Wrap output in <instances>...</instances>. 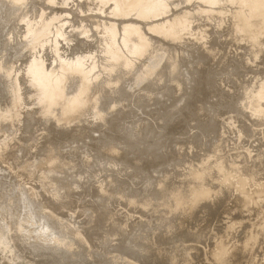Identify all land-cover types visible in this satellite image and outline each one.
Listing matches in <instances>:
<instances>
[{"label": "rangeland", "instance_id": "obj_1", "mask_svg": "<svg viewBox=\"0 0 264 264\" xmlns=\"http://www.w3.org/2000/svg\"><path fill=\"white\" fill-rule=\"evenodd\" d=\"M24 1L0 0V264H264V0ZM164 19L176 34L158 36ZM111 30L117 55L128 33L144 43L127 71ZM169 60L180 99L149 90ZM185 68L237 79L190 105Z\"/></svg>", "mask_w": 264, "mask_h": 264}, {"label": "bare ground", "instance_id": "obj_2", "mask_svg": "<svg viewBox=\"0 0 264 264\" xmlns=\"http://www.w3.org/2000/svg\"><path fill=\"white\" fill-rule=\"evenodd\" d=\"M14 1V0H13ZM24 1V0H23ZM26 1V0H25ZM24 1V2H25ZM30 2L31 1H34V0H29ZM112 1V0H111ZM139 1V0H138ZM211 1V0H210ZM209 1V2H210ZM12 2V1H11ZM23 2V3H24ZM133 2V1H132ZM212 2V1H211ZM134 4L135 3H137L136 1L135 2H133ZM138 3H140V2H138ZM213 3H214V1H213ZM216 3V2H215ZM214 3V4H215ZM248 3V2H247ZM25 4V3H24ZM23 4V5H24ZM28 4V3H27ZM27 4H25V5H27ZM128 4V3H127ZM204 4V3H203ZM246 4V3H245ZM249 5H250V3H248ZM23 5H21L20 7H22ZM29 5V4H28ZM131 5V4H130ZM9 6H10V4H9ZM41 6V5H40ZM39 6V7H40ZM122 6V5H121ZM128 6V5H127ZM138 6V5H137ZM24 7V9H25V7H26V9H27V7H29V6H23ZM38 7V8H39ZM132 7H133V4H132ZM258 7H259V5H258ZM262 7V6H261ZM264 7V6H263ZM10 8H12V7H10ZM45 8V7H44ZM78 8V7H77ZM87 8V7H86ZM212 8V7H211ZM116 9V8H115ZM118 9V8H117ZM120 9V8H119ZM124 9H125V6H124ZM131 9V8H130ZM135 9V8H134ZM158 9V8H157ZM255 9V8H254ZM254 9H253V11H254ZM257 9V8H256ZM10 10V9H9ZM15 10V9H14ZM20 10V9H19ZM258 10V9H257ZM215 11V10H214ZM25 12V11H24ZM38 12V11H37ZM41 12V11H40ZM82 11L80 10V13H81ZM86 12V11H85ZM96 12V11H95ZM120 12V11H119ZM9 13H11V12H9ZM8 13V14H9ZM21 13V12H20ZM32 13H34V12H32ZM31 13V14H32ZM17 14V13H16ZM35 14V13H34ZM33 14V15H34ZM78 14H79V12H78ZM82 14H84V13H82ZM18 15V14H17ZM36 15V14H35ZM40 15V14H39ZM38 15V16H39ZM80 15V14H79ZM11 16V15H10ZM19 16H20V18H22V16L19 14ZM28 16V15H27ZM98 16V15H97ZM99 17V16H98ZM221 16H217L216 18H213L212 20H211V22H212V25L214 26V27H216L217 26V24H219L220 23V25H222L223 23L225 24L226 22H225V20H224V17H222V18H220ZM19 18V20L21 21V19ZM42 18V17H41ZM11 19V18H10ZM44 19V18H43ZM87 19V18H86ZM89 19V18H88ZM87 19V20H88ZM209 19V18H208ZM16 20V19H15ZM85 20V19H84ZM93 20V19H92ZM17 21H18V19H17ZM145 21V20H144ZM160 21V20H159ZM163 22H160L159 24H155V29H156V32L158 33V36L159 35H162V34H166V33H173V31H174V33H175V26H176V24H175V22H173V24L171 25V27H167L166 25H167V20L166 19H164V20H162ZM19 22V21H18ZM39 22V21H38ZM90 21H88V23H89ZM95 22V21H94ZM14 23V22H13ZM87 23V26H89V24L90 25H92L91 23H89L88 24ZM183 23H185V22H183ZM183 23L181 24V25H183ZM188 21H186V23L185 24H187V27H188ZM17 24V23H16ZM34 24V23H33ZM32 24V25H33ZM191 24V22L189 23V25ZM232 24V23H231ZM86 25V24H85ZM31 26V25H30ZM146 27H148V26H146ZM218 27V26H217ZM220 27V26H219ZM64 28V27H63ZM73 28V27H72ZM83 28H84V23H83ZM27 29V28H26ZM34 29V28H33ZM56 29V28H55ZM180 29V28H179ZM83 30V29H82ZM81 30V31H82ZM58 31V30H57ZM78 31V30H77ZM104 31H105V29H104ZM108 31V30H107ZM106 31V32H107ZM130 30H128V32H129ZM178 31V30H177ZM180 31V30H179ZM216 32H217V30H215ZM74 32V31H73ZM76 32V31H75ZM80 32V31H79ZM88 32V31H87ZM102 33V35H105V37H108L107 38V42H108V44H110L111 42H113V43H111V47H112V44L114 45V43H115V49L112 51L113 52V54H110V55H113L112 57H114V59L112 60H110L111 61V63L112 62H114V61H118V59H116L117 58V56H120V57H122V58H120V60H121V63H119V62H117L118 63V68H119V70H121V71H127L125 68H126V65H131L132 63H133V65H135L134 63H136V59L135 58H137V60H138V58H139V56L140 55H142L144 52H145V48H144V43H143V41H141V40H139V39H136V38H134V36H131V34H127V36H125L124 38H127L128 37V39L129 38H131L132 40H133V43H134V49L133 48H131L133 51L131 52V49H130V52H129V50H127V49H125L126 51L125 52H121L122 54L121 55H117V52L119 53V50L117 49V48H119L121 45H122V43H125V40H124V42L123 41H121L122 43H121V45L119 46V47H117V45H119L118 43H116L117 41H116V37H115V35H114V31L113 30H111L110 32H107V33ZM203 30H202V26H199V28H198V30H197V35L199 34L200 36L203 34ZM28 33V32H27ZM68 33V32H67ZM70 33V32H69ZM178 33H180V32H178ZM76 34V33H75ZM80 34V33H79ZM83 34V33H82ZM81 34V35H82ZM107 34V35H106ZM176 34V33H175ZM94 35V34H93ZM26 36V35H25ZM29 36H30V38H31V36H33V31H30V33H29ZM110 36H112V37H110ZM60 37V36H59ZM66 38V36H63V38ZM79 37V36H78ZM77 37V38H78ZM95 37V36H94ZM103 37V36H102ZM104 37V38H105ZM120 37V36H119ZM122 37V36H121ZM194 37V36H193ZM192 37V38H193ZM28 38V37H27ZM29 38V39H30ZM68 38V37H67ZM67 38H66V40H67ZM96 38V37H95ZM100 38V37H99ZM124 38H121V40L122 39H124ZM169 38V37H168ZM181 38V37H180ZM179 37H173L172 38V40L171 41H174V42H176V41H179V43H182V42H180V39ZM184 38V37H183ZM208 38H213V36L211 35V32H209V34H208ZM98 39V38H97ZM106 39V38H105ZM120 39V38H119ZM128 39H126L127 41H128ZM130 39V40H131ZM171 39V38H170ZM186 39V38H185ZM65 40V39H64ZM65 40V41H66ZM117 40H118V38H117ZM130 40H129V42H130ZM187 40V39H186ZM189 40V39H188ZM26 41V40H25ZM69 41V40H68ZM99 41V40H98ZM101 42L103 41V38H102V40H100ZM118 41H120V40H118ZM7 42V41H6ZM5 42V43H6ZM21 42V41H20ZM129 42H126L127 44H131V43H129ZM147 42V41H146ZM168 42V41H167ZM184 42V41H183ZM200 42V41H199ZM240 42V41H239ZM9 43V42H8ZM186 43H188L187 41H186ZM100 44V43H99ZM117 44V45H116ZM126 44V45H127ZM173 44V43H172ZM171 44V45H172ZM156 45H158V43L156 44ZM155 45V46H156ZM122 46H124V47H120V48H125V45H122ZM169 46V45H168ZM185 46V45H184ZM127 47V46H126ZM159 48H161L160 46H158ZM101 48V47H100ZM104 48V47H103ZM109 48V47H108ZM114 48V47H113ZM127 48H129V45H128V47ZM152 48V47H151ZM164 48V47H163ZM122 49H120V50H122ZM111 50V49H110ZM162 50V48L161 49H159V50H157L156 49V51H157V53H154V54H157V55H159V53H160V51ZM162 52V51H161ZM164 52V51H163ZM153 54V55H154ZM161 54H163V53H161ZM177 54V53H176ZM80 55V54H79ZM101 55H103V54H101ZM110 55H103V56H106V57H111ZM153 55H151L150 57H152ZM157 55H155V56H157ZM165 55V54H164ZM175 55V54H174ZM181 55V53L179 54V56ZM5 53L4 52H1L0 53V61L2 60V58H5ZM92 56V55H91ZM168 56V55H167ZM111 57V58H112ZM154 57V56H153ZM172 57V56H171ZM155 58V57H154ZM160 58V57H159ZM165 58V57H164ZM168 57H166V59H167ZM173 58V57H172ZM199 58H202V60H204L203 58V55H201V54H199ZM198 58V59H199ZM258 59L259 60H261V56H259L258 57ZM214 60V59H213ZM135 61V62H134ZM162 61H163V58H162ZM162 61H161V63H162ZM165 61V60H164ZM205 61V60H204ZM31 62V61H30ZM66 62V61H65ZM150 63H152V62H150ZM155 63H156V73H155V75L153 74V73H151V74H153L154 75V77L153 76H151L152 78H156V81H154L155 83H152V85H150L149 87H150V89L147 87V89H149V90H151V92L153 91V93L155 92V90L160 86V85H164V84H168L167 86L169 87V88H171V90H172V93L175 95V96H177V97H179V99L181 98L180 96L181 95H183L184 94V91H183V87H184V84H186V83H188V82H185V80H186V76H185V74L183 73H181V68H180V66H177V63H174V60H169L167 63L165 62V64H160V63H158L157 64V61H155ZM26 64H27V62H26ZM62 64V63H61ZM70 64V63H69ZM148 64V63H147ZM189 64V63H188ZM192 64V63H191ZM6 65V64H5ZM12 65V64H11ZM75 65V64H74ZM101 65H102V63H101ZM100 65V66H101ZM106 65V64H105ZM151 65V64H150ZM190 65V64H189ZM114 66H116V65H114ZM136 66V65H135ZM147 66V65H146ZM145 66V68H147ZM191 66V65H190ZM193 66V65H192ZM254 66H255V68H257L258 67V69L257 70H255V71H253V72H262L263 71V73H264V70H263V67H264V65H263V63H261V62H254ZM105 67V66H104ZM122 67H124V68H122ZM133 67V66H132ZM152 67V66H151ZM195 67V66H194ZM33 68V67H32ZM63 68V67H62ZM112 68V67H111ZM130 68H131V66H130ZM129 68V69H130ZM161 68V69H160ZM191 68H193V67H191ZM189 69V68H187V69H189V72L186 74L188 77L189 76H191V81H192V77H193V79H194V81H195V84H193V88H192V93L189 95V101H190V105L191 104H193V103H191V101L193 100V99H196V100H201L203 97H207L210 93H212L213 92V90H214V87H218V83H221L223 80H225L226 81V83H227V85H229L228 84V82H229V80L231 79V77H232V79L233 78H235V79H237V77L236 76H234V75H232V74H230V73H224V74H220V75H217V77H216V79H215V82H209V83H206V82H204V81H202V80H200V79H198L197 80V77L195 76V74H194V72L195 71H197V70H194V69ZM4 69V68H3ZM9 69V68H8ZM36 69H37V67H36ZM42 69V68H41ZM74 69V68H73ZM151 69V68H150ZM186 69V68H185ZM187 69H186V71H187ZM102 70V69H101ZM118 70V69H117ZM117 70L115 71L114 69H112V73L113 74H115L116 72H117ZM145 70H147V69H145ZM34 71V70H33ZM84 71L85 72H87L85 69H84ZM111 71V70H110ZM120 71V72H121ZM149 71V70H148ZM153 71V70H152ZM184 71V70H183ZM185 71V72H186ZM3 72H4V70H3ZM7 72V71H6ZM29 72V71H28ZM36 72V71H35ZM40 72H41V70H40ZM150 72H151V70H150ZM37 74H38V72H36ZM42 73H44V72H42ZM64 73V72H63ZM83 73V72H82ZM146 73V72H145ZM191 73H192V75H191ZM197 73V72H196ZM4 74V73H3ZM2 74V75H3ZM6 74V73H5ZM72 74V73H71ZM120 74V73H119ZM118 74V75H119ZM141 74H143L144 75V73H141ZM147 74H149V73H147ZM146 74V75H147ZM39 75V74H38ZM44 75V74H43ZM117 75V76H118ZM145 75V76H146ZM197 75V74H196ZM92 76V75H91ZM110 76V75H109ZM150 76L149 77H144L145 78V80L143 79V81L145 82L146 81V79H150ZM40 77V76H39ZM119 77V76H118ZM141 77H143V76H141ZM41 78V77H40ZM42 78H43V76H42ZM52 78V77H51ZM90 78V77H89ZM105 78V77H104ZM151 78V79H152ZM243 77H241L240 79H242ZM245 78V77H244ZM44 79H45V77H44ZM106 79V78H105ZM104 79V80H105ZM136 80H137V78H135ZM142 79V78H141ZM151 79L148 81H146V83L148 82L149 84H150V82H151ZM189 79V78H188ZM41 80V79H40ZM86 80V79H85ZM93 80V79H92ZM103 79H102V81L103 82H107L108 83V81H109V85H110V87H111V85L113 84L114 85V80H105L104 81ZM51 81H52V79H51ZM88 81H89V79H88ZM191 81H190V83H191ZM193 81V82H194ZM254 81V80H253ZM83 82V81H82ZM90 82V81H89ZM116 82V81H115ZM192 82V83H193ZM38 83V82H37ZM48 83V82H47ZM86 83V82H85ZM140 83H142V82H140ZM147 83V84H148ZM158 83L160 84L159 86H158ZM51 84V83H50ZM78 84H80L79 82H78ZM105 84V83H104ZM118 84V83H117ZM260 84V83H259ZM45 85V84H44ZM48 85H49V83H48ZM52 85V84H51ZM120 85V83L117 85V86H119ZM192 85V84H191ZM251 85H252V83H251ZM50 86V85H49ZM117 86H115V88L117 87ZM80 87V86H79ZM89 87H91V86H89ZM92 87H93V85H92ZM91 87V88H92ZM105 87V86H104ZM109 87V88H110ZM168 87H167V89H168ZM229 87V86H228ZM45 88V87H44ZM47 88H49V87H47ZM108 88V87H107ZM114 88V87H113ZM119 88V87H118ZM173 88V89H172ZM8 89V88H7ZM103 89V88H102ZM48 90V89H47ZM50 90H52V88L50 89ZM231 90V87H229V89L227 90V91H230ZM92 91V90H91ZM90 91V92H91ZM261 91V90H260ZM88 92V91H87ZM90 92H88V94L90 93ZM148 92V91H147ZM171 93V94H172ZM228 93L229 92H227V95H228ZM92 94V93H91ZM138 94V93H137ZM146 94V93H145ZM148 94V93H147ZM152 94V93H151ZM151 94H149L150 96H151ZM206 95V96H205ZM236 95V94H235ZM262 95V94H261ZM52 96V95H51ZM144 96V95H143ZM48 97H50V95L48 96ZM47 97V98H48ZM64 97V96H63ZM97 97V96H96ZM96 97H95V95H94V98L96 99ZM146 97H148L147 95H146ZM225 98V97H224ZM258 98V97H257ZM48 99H50V98H48ZM61 99H62V96H61ZM184 99H185V97H184ZM186 99H187V97H186ZM74 100V99H73ZM151 100V99H150ZM153 100V99H152ZM48 101V100H47ZM46 101V102H47ZM49 101H51V100H49ZM62 101V100H61ZM60 101V102H61ZM65 101V100H64ZM71 101V100H70ZM100 102V97H97V99H96V102L94 101L93 103H92V105L91 106H93V107H95V106H97L98 105V103ZM118 102V101H117ZM141 102V101H140ZM249 102V101H248ZM83 103H85V102H83ZM251 103V102H250ZM249 103V104H250ZM81 104V103H80ZM221 104H222V109H225V110H228V111H231V110H229L230 108H231V106L233 107L234 105H231L230 106V104H228V102H227V100L226 99H224L223 101H221ZM83 105V104H82ZM85 105V104H84ZM84 105L82 106V107H84ZM205 105V104H204ZM58 106V105H57ZM76 106H79L78 104L76 105ZM81 106V105H80ZM229 106H230V108H229ZM236 106V105H235ZM234 106V108H236ZM1 107V106H0ZM63 107V109H64V106H62ZM86 107V106H85ZM206 108H210V105L209 104H206V106H205ZM238 107V106H237ZM52 108V107H51ZM58 108V107H57ZM78 108V107H77ZM89 108V107H88ZM92 108V107H91ZM228 108V109H227ZM72 109H74V108H72ZM76 109V108H75ZM93 109V108H92ZM233 109V108H232ZM250 109H251V107H250ZM48 110V109H47ZM67 110V109H66ZM69 111V110H68ZM71 111V110H70ZM78 111H79V109H78ZM251 111H253V110H251ZM47 112V111H46ZM71 112H73V110L71 111ZM71 112H66L65 111V113H70V115L72 114ZM75 112V111H74ZM79 114H80V112H78ZM73 114H75V113H73ZM161 114V113H160ZM75 115H77V114H75ZM80 115H82V114H80ZM99 115V114H98ZM47 116V115H46ZM79 116V115H78ZM48 117V116H47ZM68 117V116H67ZM73 117V116H72ZM75 118V117H74ZM78 118V117H77ZM100 118V117H99ZM80 119H82V118H80ZM166 119V118H165ZM168 119V118H167ZM78 121H80L79 119H77ZM157 121V120H156ZM37 122V121H36ZM165 122H166V120H165ZM72 123H74V122H72ZM65 124V123H64ZM94 125V124H93ZM135 127V126H134ZM129 129H131V128H129ZM137 129V128H136ZM133 130V129H132ZM139 131V130H138ZM27 132V131H26ZM31 132V131H30ZM129 133H130V131H129ZM133 134H135V133H133ZM132 133H130V135H133ZM128 135V134H127ZM129 135V136H130ZM153 135V134H152ZM153 137V136H152ZM156 137V136H155ZM153 140V139H152ZM155 140V139H154ZM158 140H160V139H158ZM158 140H156L157 142H158ZM151 144V143H150ZM158 144V143H157ZM148 145V144H147ZM137 146H138V144H137ZM156 146H158V145H156ZM131 147H133L132 145H131ZM139 147H141V146H139ZM151 147H152V145H151ZM150 147V148H151ZM134 148V147H133ZM137 149H138V147H137ZM145 149V148H144ZM148 149V148H147ZM152 149V148H151ZM143 150V149H142ZM146 150V149H145ZM157 150V149H156ZM152 152H153V149H152ZM143 153V152H142ZM150 154H152V153H150ZM157 155V154H156ZM107 157V156H106ZM214 157V156H213ZM99 158V157H98ZM210 160V159H209ZM207 161H208V159H207ZM210 162V161H209ZM208 165V164H207ZM63 166V165H62ZM202 167V166H201ZM206 167V166H205ZM209 167H211L210 165H209ZM208 167V168H209ZM207 168V167H206ZM205 168V169H206ZM208 168H207V171H209L208 170ZM212 168V167H211ZM204 169V168H203ZM200 170H201V168H200ZM210 170H212V169H210ZM219 172H220V170H219ZM201 173V172H200ZM203 173V172H202ZM206 173V177L205 178H207V177H209L210 176V174H208L207 172H204L203 174H205ZM203 174H200V175H202L203 176ZM208 174V175H207ZM200 175H198L199 177H200ZM194 176V175H193ZM233 176H235V175H233ZM197 178V177H196ZM195 178V179H196ZM204 177H202V179H203ZM204 178V179H205ZM209 178H211V176L209 177ZM208 178V179H209ZM234 178V177H233ZM199 179V178H198ZM203 179V181H205ZM212 180V179H211ZM198 181V180H197ZM210 181V180H209ZM214 181H215V179H214ZM199 182H200V179H199ZM208 182V181H207ZM212 182V181H211ZM201 183V182H200ZM202 184V183H201ZM204 184V183H203ZM215 184H216V181H215ZM217 184H219L218 182H217ZM237 184V183H236ZM263 185V184H262ZM220 186V185H219ZM218 186V187H219ZM204 189H205V187L204 186H202ZM210 187V186H209ZM222 187V186H221ZM149 188V187H148ZM263 188V187H262ZM198 189H199V187H198ZM254 189V188H253ZM199 190H201V189H199ZM198 190V191H199ZM195 191V190H194ZM193 191V192H194ZM207 191V190H206ZM263 191H264V189H263ZM195 192H197V189H196V191ZM194 192V193H195ZM208 192H210L209 190H208ZM212 192V191H211ZM210 192V193H211ZM44 193V192H43ZM214 193V192H213ZM212 193V194H213ZM234 193V192H233ZM202 194V193H201ZM49 195V194H48ZM211 195V194H210ZM209 195V196H210ZM215 195V194H214ZM211 196H213V195H211ZM210 196V197H211ZM218 196V195H217ZM217 196L215 197L214 196V198H217ZM243 196V195H242ZM191 197V199H192V196H190ZM190 197H188L187 199L188 200H190L191 201V199H189ZM193 197H194V195H193ZM201 197V196H200ZM209 197V198H210ZM209 198L207 197V198H205V199H208L209 200ZM213 198V197H212ZM213 198V199H214ZM186 199V198H185ZM193 199H196V197L195 198H193ZM203 199V198H202ZM212 199V200H213ZM215 200V199H214ZM190 201H188V202H190ZM211 201V200H210ZM240 201V200H239ZM238 201V202H239ZM175 202H176V200H175ZM183 203H185L186 201L184 200V201H182ZM235 202V201H234ZM241 202V201H240ZM147 203V202H146ZM177 203V202H176ZM182 203V204H183ZM236 203V202H235ZM147 204H149V203H147ZM187 204H189V203H187ZM243 205V204H242ZM245 206V205H244ZM243 206V207H244ZM249 206V205H248ZM179 208V207H178ZM181 209H184V208H181ZM245 212V211H244ZM47 221V220H46ZM49 221V220H48ZM133 221V220H132ZM195 221V220H194ZM106 228V227H105ZM144 228V227H143ZM44 229V228H43ZM47 229V228H46ZM21 235V234H20ZM58 235V234H57ZM10 239V238H9ZM110 241V240H109ZM66 242V241H65ZM64 242V243H65ZM76 242V241H75ZM72 243V242H71ZM74 243V242H73ZM78 244V243H77ZM68 245V244H67ZM78 246V245H77ZM73 247V246H72ZM134 247V246H133ZM68 249V248H67ZM125 249V248H124ZM122 252V251H121ZM168 255V254H167ZM151 256V255H150ZM149 258V257H148ZM147 258V259H148ZM152 258V257H151ZM159 259H160V257H159ZM158 259V260H159ZM166 259V258H165ZM146 260V259H145ZM150 264H152V263H150ZM165 264V263H164Z\"/></svg>", "mask_w": 264, "mask_h": 264}]
</instances>
